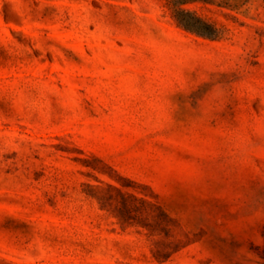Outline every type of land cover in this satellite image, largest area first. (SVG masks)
I'll use <instances>...</instances> for the list:
<instances>
[{"label": "rangeland", "instance_id": "obj_1", "mask_svg": "<svg viewBox=\"0 0 264 264\" xmlns=\"http://www.w3.org/2000/svg\"><path fill=\"white\" fill-rule=\"evenodd\" d=\"M0 264H264V0H0Z\"/></svg>", "mask_w": 264, "mask_h": 264}]
</instances>
